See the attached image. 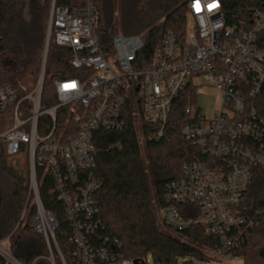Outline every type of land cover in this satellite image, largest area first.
Listing matches in <instances>:
<instances>
[{"label":"built area","instance_id":"built-area-1","mask_svg":"<svg viewBox=\"0 0 264 264\" xmlns=\"http://www.w3.org/2000/svg\"><path fill=\"white\" fill-rule=\"evenodd\" d=\"M72 10L52 0L43 65L33 96L1 82L0 143L10 161L29 176L37 207L31 223L48 245L58 248L59 224L39 197L37 170L50 176L72 230L71 255L79 264H144L117 253L118 240L94 243L104 230L98 192L94 134L122 132L129 117L136 119L140 144L167 141L178 133L198 149V161L182 168V178L165 188L164 226L182 232L196 226L218 241L203 248L208 264L241 259L234 252L258 225V216L240 213L254 170L264 167V8L249 20L232 21L222 0H189L184 36L167 33L148 62L145 42L138 36L116 34L106 51L97 37L101 12L96 0H74ZM51 40L70 52L78 77L56 80L57 104L42 108L41 97ZM202 79L214 87L221 107L207 117L199 106ZM70 119L58 123L60 110ZM11 112L3 130L2 116ZM175 113V116H174ZM145 127V128H144ZM104 242V241H103Z\"/></svg>","mask_w":264,"mask_h":264},{"label":"trees","instance_id":"trees-1","mask_svg":"<svg viewBox=\"0 0 264 264\" xmlns=\"http://www.w3.org/2000/svg\"><path fill=\"white\" fill-rule=\"evenodd\" d=\"M188 1L96 0L101 12L97 37L109 51L116 34L138 36L145 42L141 56L148 62L167 33L184 36ZM222 3L225 15L232 21L251 22L255 9L264 8V0H222ZM51 5L52 0H0L1 82L13 86L21 96L26 95L23 82L40 77ZM76 6L74 0H56V7L72 10ZM259 39L264 49V33ZM70 60V52L51 40L41 97L43 109L58 102L56 80L81 74L82 71L71 67ZM261 103L264 110V94ZM11 116V112L2 116L3 130L11 126ZM67 119H70V109L60 110L58 123ZM94 142L97 149L94 175L101 182L98 198L105 227L94 234V243L103 246L109 240L110 247L118 240V254L144 264L148 254L155 264H176L178 257L207 261L202 249H214L218 241L207 234L205 227L196 226L182 232L170 230L173 233L170 235L160 231L156 214L157 208L162 210L166 206L167 184L182 178L185 164L199 160L198 149L175 132L169 142L147 139V164L142 156L136 119L131 116L122 132L97 131ZM150 173L155 176L153 183ZM37 181L43 208L59 224L55 232L58 248L53 242L49 246L45 237L34 230L31 221L37 207L33 203L28 173L13 165L6 145L0 143V243H9L7 250L18 264H79L71 255L72 230L54 192L52 179L43 178V171L37 170ZM257 212H261L258 225L246 234L244 245L234 252L243 264H264V167L254 170L252 185L240 206L243 215L257 217ZM0 264L15 263L0 254ZM98 264L106 263L99 261Z\"/></svg>","mask_w":264,"mask_h":264},{"label":"rangeland","instance_id":"rangeland-1","mask_svg":"<svg viewBox=\"0 0 264 264\" xmlns=\"http://www.w3.org/2000/svg\"><path fill=\"white\" fill-rule=\"evenodd\" d=\"M38 80L39 79L35 80V79L28 78L27 80H25V82H23L22 86L26 90V92H25L26 95H28V96L34 95ZM195 83L199 86V89H198L199 106L201 108H203L207 117L210 118L214 115L215 111L219 110L221 107V99H220L219 93L214 87L207 85L202 79L196 80ZM141 146H142L143 159L148 164L149 163V161H148L149 151L147 150L145 143H142ZM154 178H155V176L151 175V173H150V181L152 183L154 182ZM33 203H35V199L33 200ZM28 213L29 212H27L25 214H28ZM156 214H157V218H158L160 231H162L164 233H168L170 235H173V233L164 226V224L162 222V218H161V210L159 208H157ZM8 245H9L8 242L0 243V254H2L9 261H12L15 264H18L12 259L9 251L7 250ZM146 264H155L154 260L152 258V255L148 254L146 256ZM176 264H208V262L205 260H201L199 258H196V257H178L176 260ZM228 264H243V260L242 259L230 260V261H228Z\"/></svg>","mask_w":264,"mask_h":264}]
</instances>
